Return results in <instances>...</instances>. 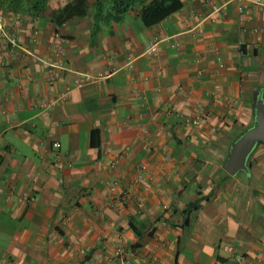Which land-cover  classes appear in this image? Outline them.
<instances>
[{"label":"crops","instance_id":"crops-1","mask_svg":"<svg viewBox=\"0 0 264 264\" xmlns=\"http://www.w3.org/2000/svg\"><path fill=\"white\" fill-rule=\"evenodd\" d=\"M72 1L0 11V264H264V143L223 167L264 96V4L182 0L147 26L139 5L59 16Z\"/></svg>","mask_w":264,"mask_h":264},{"label":"trees","instance_id":"trees-1","mask_svg":"<svg viewBox=\"0 0 264 264\" xmlns=\"http://www.w3.org/2000/svg\"><path fill=\"white\" fill-rule=\"evenodd\" d=\"M85 0H74L66 3L59 9V16L72 15L83 12V2ZM49 0H0L1 13L17 14L19 16H36L47 4ZM138 13L143 23L147 26L156 24L171 13L179 10L182 0H94L93 18L99 16V20H117L127 9L138 6ZM54 14V12H53ZM99 21H95L98 24ZM99 130L93 129L90 132V144H99Z\"/></svg>","mask_w":264,"mask_h":264},{"label":"water","instance_id":"water-1","mask_svg":"<svg viewBox=\"0 0 264 264\" xmlns=\"http://www.w3.org/2000/svg\"><path fill=\"white\" fill-rule=\"evenodd\" d=\"M253 106L255 109L254 124L235 139L224 160L223 167L230 174H235L239 170H247V156L257 143H264V96H257Z\"/></svg>","mask_w":264,"mask_h":264},{"label":"built area","instance_id":"built-area-1","mask_svg":"<svg viewBox=\"0 0 264 264\" xmlns=\"http://www.w3.org/2000/svg\"><path fill=\"white\" fill-rule=\"evenodd\" d=\"M207 2H210L211 0H206ZM238 5L237 8L239 11H242L244 8L251 6V5H263L264 4V0H237ZM213 10H219L220 7L216 6V5H212L211 6ZM161 38L159 37H154V39H152L145 47V52L147 54H155L157 52L158 49V43L160 41ZM62 54V47H58V49L56 50L55 55L57 57H59ZM53 64H57L53 63ZM99 78H101V75L99 76H92L90 74H81L79 75L78 78H76L74 80V86L76 87H81L82 85H84L85 83H89V82H95L96 80H98ZM51 82V79H50ZM71 91V87H67L61 94L60 96H58V100L59 101H66L69 98V94ZM212 96H216V93H213ZM50 103L48 102H42L40 103V107L41 108H47L49 107ZM185 121L187 122H194V123H198L201 119H200V114H196L194 116H189V117H185L184 118ZM52 149H58L60 147V143L58 141H53L51 144ZM117 160H115L114 162H110L109 166L112 168L113 166H115ZM118 188V182L113 180L111 182H109V189L111 194H113V196L116 194V190ZM29 199V195L27 193H23L21 194V196H19V200L20 201H26ZM223 250L225 251H229L231 252L232 256L234 255L233 249L231 246L228 245H224L222 246ZM241 259V257H240ZM120 264H131L130 259L127 257H124L121 259Z\"/></svg>","mask_w":264,"mask_h":264},{"label":"rangeland","instance_id":"rangeland-1","mask_svg":"<svg viewBox=\"0 0 264 264\" xmlns=\"http://www.w3.org/2000/svg\"><path fill=\"white\" fill-rule=\"evenodd\" d=\"M251 125H253V124H251ZM251 125H249V127H250ZM240 172H241V171H240Z\"/></svg>","mask_w":264,"mask_h":264}]
</instances>
